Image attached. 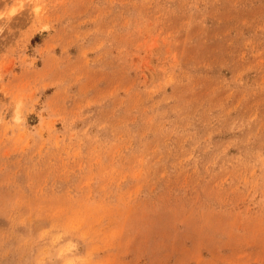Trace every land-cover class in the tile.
Here are the masks:
<instances>
[{
    "label": "rangeland",
    "instance_id": "1",
    "mask_svg": "<svg viewBox=\"0 0 264 264\" xmlns=\"http://www.w3.org/2000/svg\"><path fill=\"white\" fill-rule=\"evenodd\" d=\"M0 264H264V0H0Z\"/></svg>",
    "mask_w": 264,
    "mask_h": 264
}]
</instances>
